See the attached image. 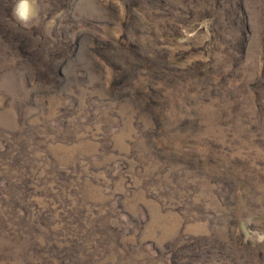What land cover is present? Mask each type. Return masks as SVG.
Returning <instances> with one entry per match:
<instances>
[{"label": "rangeland", "instance_id": "obj_1", "mask_svg": "<svg viewBox=\"0 0 264 264\" xmlns=\"http://www.w3.org/2000/svg\"><path fill=\"white\" fill-rule=\"evenodd\" d=\"M0 0V264H264V0Z\"/></svg>", "mask_w": 264, "mask_h": 264}, {"label": "clouds", "instance_id": "obj_2", "mask_svg": "<svg viewBox=\"0 0 264 264\" xmlns=\"http://www.w3.org/2000/svg\"><path fill=\"white\" fill-rule=\"evenodd\" d=\"M35 14L31 0H18L14 8V16L21 24H27Z\"/></svg>", "mask_w": 264, "mask_h": 264}]
</instances>
